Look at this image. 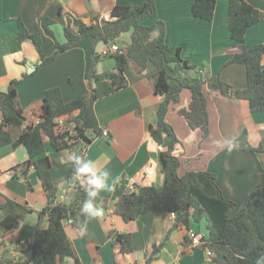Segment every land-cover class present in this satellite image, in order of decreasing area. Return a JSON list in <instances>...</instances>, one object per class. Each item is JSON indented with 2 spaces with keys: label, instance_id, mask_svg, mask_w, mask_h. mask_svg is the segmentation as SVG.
Wrapping results in <instances>:
<instances>
[{
  "label": "crops",
  "instance_id": "1",
  "mask_svg": "<svg viewBox=\"0 0 264 264\" xmlns=\"http://www.w3.org/2000/svg\"><path fill=\"white\" fill-rule=\"evenodd\" d=\"M142 0H1L0 19V90H5L12 79L20 80L18 99L22 106L25 122L9 126L12 139L31 122L38 121L45 91L58 87L64 101L86 95L90 88H99V81L106 83L114 70L115 61L109 68L100 66L101 52L108 46L97 42L93 47L91 38L83 37L66 51L44 65L31 39L20 41L18 33L24 28L28 33L40 31L41 48L45 56L55 49V41L65 42L64 29L75 32L80 22L91 24L96 20L112 18L115 5H137ZM261 13L260 21L248 28L245 43L251 46L264 44V0H247ZM193 0H156V18L164 22L166 42L180 48V54L195 69L188 75L210 77L218 74L227 83L242 88L246 84L245 66L229 63L230 55L236 50L227 28L228 0H216L212 20L205 21L192 15ZM50 29H44V23ZM148 18L145 24H151ZM130 33L119 38V44L128 43ZM99 56L95 60L94 57ZM264 65V61L262 62ZM94 73L95 78L91 77ZM110 72V73H109ZM152 64L137 73L133 63L126 66L127 84L108 94L97 90L98 96L86 108L84 118L91 125L93 137L84 153V160L96 163L100 171H109L108 183L116 175L120 183L113 192H101L97 206L107 201L103 216L88 218L86 232L65 222L66 234L71 242L78 264H143L151 256L150 264H214L202 246H190L188 230L201 231L193 221L189 226L175 224L168 212L141 213L135 219L124 221L113 210V202L130 185H153L164 182L161 151L165 142L159 144L152 139L148 125L156 122V109L161 100L152 87ZM83 87H76L80 79ZM208 112V135L202 138L199 128L191 129L179 110L188 106L190 92L183 89L178 102L170 105L166 119L182 142L179 154V174L187 170H207L217 176L223 196L240 208L257 181L258 173L264 169V152L250 148L264 145V112L252 113L245 99L221 95L204 86ZM73 114H77L74 112ZM59 126L67 127L66 117L59 118ZM94 129L108 135L94 132ZM90 130V132H91ZM234 139L238 148L227 150V142ZM45 154L50 158L54 183L59 188V201H69L73 195L84 196V192L66 188V175L71 166L73 153L68 150L54 151L46 144ZM28 158L23 145L0 148V203L12 199L31 210H19L17 225L0 232V255L5 252L17 261L31 263V251L26 241L37 227L46 228L48 221L39 217L46 204L42 184L34 168L30 167L26 178L13 168ZM77 179L86 183L85 179ZM11 207H0V221L11 211ZM129 233L133 250L122 253L119 243L111 235ZM202 232V231H201ZM205 234V232H203ZM111 235V236H110ZM153 245H160L152 252ZM61 264H74L73 258H65Z\"/></svg>",
  "mask_w": 264,
  "mask_h": 264
},
{
  "label": "trees",
  "instance_id": "2",
  "mask_svg": "<svg viewBox=\"0 0 264 264\" xmlns=\"http://www.w3.org/2000/svg\"><path fill=\"white\" fill-rule=\"evenodd\" d=\"M227 5V28L236 48L227 64L245 66L246 84L242 88L227 83L218 74L195 79L188 75L195 68L182 58L179 47L166 42L164 22L156 18V0H142L137 5H115L109 20H96L91 24L80 22L75 32L65 28V42L55 41V49L49 56L43 54L39 30L28 33L23 28L18 33V39H31L40 55L38 67L51 62L58 53L66 51L83 37L91 38L92 47L100 41L106 45L116 43L118 51L109 55L115 60L114 70L108 82L99 81L97 90L102 94L114 92L127 84L125 74L128 62L133 63L137 73L152 64L155 68L150 76L152 87L161 100L156 109V122L148 125V131L154 141L166 143L165 149L161 151L164 182L159 187L133 185L132 190L127 188L113 202L114 213L124 221L148 212L174 213L176 225L189 226L192 221L196 224L204 221L206 242L203 247L211 251L214 264H264V169L258 173L257 181L243 205L235 210V202L223 196L214 173L187 170L179 174V154L183 145L166 119L170 105L178 102L183 89H188L190 102L179 113L191 129L199 128L202 138H205L208 135V112L204 86L223 96L247 100L252 113L264 112V44L247 46L245 43L246 31L260 21L261 13L247 0H228ZM215 6L216 0H193L191 12L196 18L210 21ZM148 18H154V21L145 24ZM47 22L44 23V29L52 35ZM126 32L130 33V41L121 45L119 38ZM94 59H99V56ZM91 77L95 78L93 71ZM19 82L12 79L5 90H0V148L7 145L12 148L20 145L25 147L28 158L13 168L18 169L24 178L29 168H34L46 196V204L39 211V217H45L48 226H37L26 241L31 251V263L17 261L3 252L0 264H61L65 258H73L74 264H78L79 260L66 234L65 222L79 230L84 227L88 217L81 214L80 209L86 199L87 184L77 179L76 165L72 160L65 186L81 190L85 195H73L68 202L59 201V188L53 181L52 163L45 151L48 144L56 152L68 150L84 160L82 146L90 144L93 137L84 112L96 100L98 93L91 87L88 94L64 101L58 87L47 89L39 120L31 122L16 139H12L8 127H19L26 120L18 99ZM62 117H66L68 127L59 126L58 120ZM94 132L101 131L94 129ZM250 150L264 152V145ZM106 204L107 201L102 202L101 207L104 208ZM4 206L12 210L0 221V232L17 225L19 210H31L9 198L0 203V207ZM111 235L119 243L122 253L133 250L131 234L112 232ZM159 247L153 245L152 252H156ZM150 260L151 256L143 264H150Z\"/></svg>",
  "mask_w": 264,
  "mask_h": 264
},
{
  "label": "clouds",
  "instance_id": "3",
  "mask_svg": "<svg viewBox=\"0 0 264 264\" xmlns=\"http://www.w3.org/2000/svg\"><path fill=\"white\" fill-rule=\"evenodd\" d=\"M236 148H238V143L234 139L227 142L229 152ZM70 158L76 165L75 174L84 178L87 184L85 188L86 199L81 205V214L88 218L103 216L104 209L97 206L100 194L101 192L115 191L116 186L121 181V176L116 175L112 183H108V177L111 174L109 171H100L95 162L85 161L79 155L73 154ZM82 231L86 232V229H82Z\"/></svg>",
  "mask_w": 264,
  "mask_h": 264
},
{
  "label": "built area",
  "instance_id": "4",
  "mask_svg": "<svg viewBox=\"0 0 264 264\" xmlns=\"http://www.w3.org/2000/svg\"><path fill=\"white\" fill-rule=\"evenodd\" d=\"M116 51H118V46L116 43H112L110 45H108L102 52H101V56H109L112 53H115ZM102 133L104 135L107 134L106 130H103ZM130 190L133 189V186H129L128 187ZM171 215L173 217H175L174 213H171ZM188 238L190 240V246H204L205 242H206V236L203 232L198 231V230H193V229H189L188 230ZM206 250V253L208 255L211 256V251L208 250L207 248H204ZM1 256V255H0Z\"/></svg>",
  "mask_w": 264,
  "mask_h": 264
},
{
  "label": "rangeland",
  "instance_id": "5",
  "mask_svg": "<svg viewBox=\"0 0 264 264\" xmlns=\"http://www.w3.org/2000/svg\"><path fill=\"white\" fill-rule=\"evenodd\" d=\"M109 59H113V57H108V58H102V60H98V62L100 61L101 63H100V66H104V67H106V68H109V64L110 63H112L111 62V60H109ZM115 61V60H114ZM111 65V64H110ZM110 73V72H109ZM111 74V73H110ZM109 74V75H110ZM75 85H76V87H83V84H82V82H81V78L80 79H75ZM59 122V121H58ZM67 127L69 126V125H66ZM104 130H106V129H104ZM107 131V130H106ZM101 134L102 135H104L103 133H102V131H101ZM106 135H108V131H107V134ZM87 146L88 145H83L82 146V149H83V155H84V153H85V151H86V148H87ZM131 186V185H130ZM133 186V185H132ZM129 187V186H128ZM129 189V188H128ZM200 230L202 231V232H205L206 233V229H205V226L204 225H200Z\"/></svg>",
  "mask_w": 264,
  "mask_h": 264
}]
</instances>
